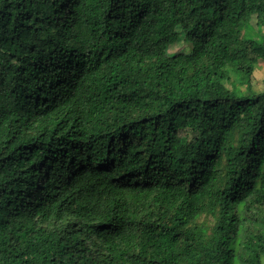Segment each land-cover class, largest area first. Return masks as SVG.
<instances>
[{
    "label": "trees",
    "instance_id": "trees-1",
    "mask_svg": "<svg viewBox=\"0 0 264 264\" xmlns=\"http://www.w3.org/2000/svg\"><path fill=\"white\" fill-rule=\"evenodd\" d=\"M260 60L264 0H0V264H264Z\"/></svg>",
    "mask_w": 264,
    "mask_h": 264
},
{
    "label": "rangeland",
    "instance_id": "rangeland-1",
    "mask_svg": "<svg viewBox=\"0 0 264 264\" xmlns=\"http://www.w3.org/2000/svg\"><path fill=\"white\" fill-rule=\"evenodd\" d=\"M257 17L256 15H253L252 17V23L256 25ZM190 51L191 50V44L185 41H182V43L176 45L175 47H172L170 51ZM239 84V83H238ZM230 87V84H228ZM252 86L254 90L256 91H262L264 90V60H260L259 64L257 65V68L255 69L253 73V80H252ZM246 86H242V88H245ZM226 111L225 108L222 109V112ZM219 114L213 115L209 120L212 127V131L208 136V139L210 140L213 147H219L223 144L225 131L223 128L219 127ZM193 133L189 134L190 139L193 137Z\"/></svg>",
    "mask_w": 264,
    "mask_h": 264
},
{
    "label": "clouds",
    "instance_id": "clouds-1",
    "mask_svg": "<svg viewBox=\"0 0 264 264\" xmlns=\"http://www.w3.org/2000/svg\"><path fill=\"white\" fill-rule=\"evenodd\" d=\"M62 83L59 81L57 83H55L48 91H46L45 93H43L39 99V105L40 108L42 109L43 112L46 111H52L54 109L55 106H57L58 104H61L57 99L54 98L53 96V92L61 85ZM68 202L70 204H72V206L75 209H82V211H87L86 209H84V204H85V198L82 199H78L75 200L74 198H68L65 197ZM49 221V220H48ZM55 221V220H54ZM53 221V222H54ZM35 222H40L41 225H45L47 223V220L44 221L43 217L41 215H36L34 218H32V224H33V228H34V224ZM43 222V223H42ZM59 226H61V230L64 229L65 225L62 223H59Z\"/></svg>",
    "mask_w": 264,
    "mask_h": 264
}]
</instances>
